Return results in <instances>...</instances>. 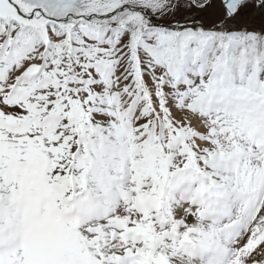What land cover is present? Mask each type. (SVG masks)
Returning <instances> with one entry per match:
<instances>
[{
	"label": "snow or ice",
	"instance_id": "snow-or-ice-1",
	"mask_svg": "<svg viewBox=\"0 0 264 264\" xmlns=\"http://www.w3.org/2000/svg\"><path fill=\"white\" fill-rule=\"evenodd\" d=\"M0 264H264V0H0Z\"/></svg>",
	"mask_w": 264,
	"mask_h": 264
}]
</instances>
